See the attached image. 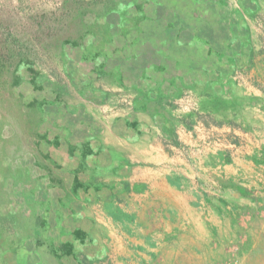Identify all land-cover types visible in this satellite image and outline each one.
<instances>
[{
  "label": "rangeland",
  "instance_id": "1",
  "mask_svg": "<svg viewBox=\"0 0 264 264\" xmlns=\"http://www.w3.org/2000/svg\"><path fill=\"white\" fill-rule=\"evenodd\" d=\"M116 1L85 52L56 44L87 30L58 24L64 0H0L1 35L28 54L14 92L36 101L47 155L26 133L4 162L17 224L0 264H264V0ZM156 128L185 163L135 183L146 169L113 151L151 150ZM78 224L90 230L72 239Z\"/></svg>",
  "mask_w": 264,
  "mask_h": 264
},
{
  "label": "trees",
  "instance_id": "2",
  "mask_svg": "<svg viewBox=\"0 0 264 264\" xmlns=\"http://www.w3.org/2000/svg\"><path fill=\"white\" fill-rule=\"evenodd\" d=\"M89 1L92 0H64L63 5L66 12L57 18L58 24L61 23L60 18L69 15L73 17L70 18L71 20L73 19L74 22L86 27L87 30L84 32L80 28H73L74 31L72 30L70 38L62 40L59 38L57 40L56 44L58 47L63 45L84 47L86 52L95 46H86L85 44L82 46L83 40L90 35L93 38H103L104 31H107L109 26L107 24H98V20L105 19L116 12L118 10L117 1L94 0L96 1L95 6L85 7V4ZM90 19H94L97 22L90 23ZM55 24L56 22L51 26L54 28ZM58 24L54 28L55 32H59L60 27L63 26V24ZM25 48L20 38L12 32H6L3 35L0 33V241L2 245L13 237L12 229L17 224L15 216L5 214L2 211V206L8 201V194L5 189V172L9 169V166L5 165L4 162L11 158L14 159L17 154L21 155L23 153L25 144L28 142L26 133H29L30 138L34 139V146L37 150V162L41 158L47 159V156L43 155L39 149L41 139H44L46 134L41 135L40 122L33 115L34 112H39L36 109V101L25 104L23 95L14 92L15 89H18L24 83L20 68L28 56ZM44 168L49 171L47 166H44ZM48 175L50 176V172H48Z\"/></svg>",
  "mask_w": 264,
  "mask_h": 264
},
{
  "label": "crops",
  "instance_id": "3",
  "mask_svg": "<svg viewBox=\"0 0 264 264\" xmlns=\"http://www.w3.org/2000/svg\"><path fill=\"white\" fill-rule=\"evenodd\" d=\"M105 119V118H104ZM139 122H142L141 120H139ZM100 121H99V125H100ZM103 124V123H101ZM158 125V124H157ZM104 126V125H103ZM167 128V127H166ZM165 129H160V128H156L153 130V138L152 140H149V142H145V144H147L148 148H151V150H148L147 152L143 153V152H139L138 150V146L136 147L132 144H130L129 148H119V150H115L113 151V157L115 159L120 158L121 162H129V165L131 166L130 168L138 170L141 167H144L146 169V174H148V177L146 178H141L140 180H138L137 174L138 173H134L133 178L135 176V183L141 182L144 184H150L153 183L152 181L148 180V178H150V174H154L155 172L153 171L154 169L158 170H163L165 168H169V166H171V163H176L177 167L180 166V164H184L185 161L180 159L179 156H171L170 154H174L177 153V155H179V151H177L178 149L176 148H172L175 152L171 153L169 151H167V148L165 147V142L167 141L168 136H166L164 134ZM148 133L150 134V132L148 131ZM175 133V132H174ZM148 134V135H149ZM147 135V136H148ZM151 136H148L147 138L149 139ZM149 144V145H148ZM41 145V144H40ZM109 145V144H108ZM40 151L43 153V155H45V152L41 149V147L39 146ZM47 156V155H46ZM112 157V158H113ZM105 160H108L109 163L105 164V166L109 167H116L115 164H113V162L111 161V156L109 157V153L108 155H106L104 157ZM119 163V161H118ZM90 166V164H89ZM185 166V165H184ZM76 167H78L76 165ZM171 176V174H165ZM181 174H179L180 176ZM144 179V180H142ZM132 181V179L130 180ZM69 214L64 213V217L68 216ZM81 223L82 222V218L77 219V223ZM83 227L81 226V224L76 225L75 227H73L71 230H68V228H66L68 231H71V236L74 233L75 230L78 229V231H80ZM83 231H85L86 233L90 230V229H82ZM81 230V231H82ZM67 233V231H66ZM73 239V236H72Z\"/></svg>",
  "mask_w": 264,
  "mask_h": 264
}]
</instances>
